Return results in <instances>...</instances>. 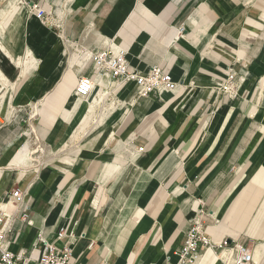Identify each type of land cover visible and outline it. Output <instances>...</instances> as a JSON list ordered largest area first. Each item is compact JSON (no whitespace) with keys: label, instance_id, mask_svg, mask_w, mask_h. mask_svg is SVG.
<instances>
[{"label":"crops","instance_id":"obj_1","mask_svg":"<svg viewBox=\"0 0 264 264\" xmlns=\"http://www.w3.org/2000/svg\"><path fill=\"white\" fill-rule=\"evenodd\" d=\"M109 47L177 88L77 98L80 52ZM15 188L6 240L28 264L40 238L75 264H177L200 209L216 247L193 264H223L222 242L264 264V0H0V198Z\"/></svg>","mask_w":264,"mask_h":264},{"label":"built area","instance_id":"obj_2","mask_svg":"<svg viewBox=\"0 0 264 264\" xmlns=\"http://www.w3.org/2000/svg\"><path fill=\"white\" fill-rule=\"evenodd\" d=\"M31 11L37 17L45 19L44 11L37 5H31ZM184 31L179 28L178 34ZM79 60L89 63L92 67L91 76H82L77 80L75 95L79 99L88 97L96 86L101 85L102 78H108L118 83L133 82L136 86L137 97H147L153 92L174 91L177 84L173 82L170 74L159 66H152L144 74L130 69L123 50L115 48L85 49L79 54ZM234 77L232 72L224 82L222 89L228 93L234 91ZM138 151H142L139 148ZM22 204V193L18 188L10 192L7 202L0 198V264H28L29 257L24 253L14 254L8 249L6 235L12 227L17 216L15 212H9L6 206L18 209ZM25 220L26 214H21ZM213 219L212 213L200 209L190 221V229L178 251L177 264H193L200 256L202 249L213 250L208 234V220ZM64 237V231L57 234V239ZM42 243V254L36 264H75L73 262L72 250L64 246L57 250L53 243L39 239ZM217 257L223 264H253V255L250 250L238 243L222 242L217 246Z\"/></svg>","mask_w":264,"mask_h":264}]
</instances>
